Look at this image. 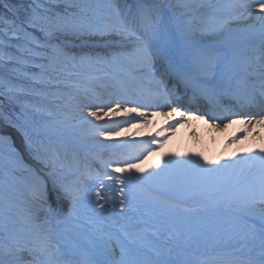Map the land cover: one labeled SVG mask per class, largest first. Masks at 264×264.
<instances>
[{"label": "snow or ice", "instance_id": "obj_1", "mask_svg": "<svg viewBox=\"0 0 264 264\" xmlns=\"http://www.w3.org/2000/svg\"><path fill=\"white\" fill-rule=\"evenodd\" d=\"M4 6L7 8V3ZM195 7L194 0H176L174 9L182 10L177 16L176 11H166L157 0H151L150 3L149 0H142L133 13L123 12L119 6V0H105L104 3H96L94 6L89 4L79 13L61 14L51 9L41 11L39 0H37L28 18L19 24L13 21L9 31L13 32L17 39L23 34L29 52L33 50L34 44L40 46L34 33L37 30L42 33L45 40L43 47L47 53L45 59L49 60L53 66L61 61L72 64L76 62V57L67 53L64 47L51 42L58 38L57 33L68 35L88 31L100 35L115 34L122 38L125 43L120 50L105 56L97 53L95 58L90 55H81L80 64L114 67L124 77L122 83L147 80L153 87L146 97L128 99L122 96L107 103L89 105L88 116L96 120L101 119L106 113L115 115L121 109L126 113L134 114L131 120L139 117L145 124L149 123L150 119L149 115L142 111L144 108L160 110L152 111L151 116L176 114L179 112V105L172 106L169 94L165 92L163 76L174 78L186 88L192 87L208 93L215 92L216 86L205 78L219 74L229 83L235 81L237 93L254 96L258 88L261 95H264V43L259 49H251L229 38L234 31L231 23L241 17H255L261 21L259 29L255 31L264 37V0H229L228 3L219 7L208 5L212 11L200 18V32L207 36L223 37L216 43H208L203 39L196 40L191 23L181 19L187 17ZM169 8L173 6L169 5ZM85 11L91 18L85 15ZM98 16L104 17L103 24L93 22ZM4 35L7 36V33ZM190 52L191 56H189ZM158 73L161 76L160 79H157ZM129 104L133 106L128 107ZM165 109L167 111H164ZM191 114V109L180 112V119L169 124L168 127L175 129L186 116ZM208 115L214 123L217 120L220 123H224L225 120L232 122L234 118L243 117L249 125L253 121L264 124V110L256 113L226 112ZM131 120L127 122L131 123ZM97 127L101 128L100 136H106L112 131L110 127L99 125ZM30 128L31 125L27 121L19 125L28 149L35 150ZM159 135L157 133V136ZM166 139L167 137H163L157 143V138L154 136L150 143L162 147ZM0 150L7 151L10 157L17 158L16 163H20L19 154L10 144L9 137L3 134H0ZM144 152L150 154L149 148L146 147ZM144 152L134 158L120 156L102 161V170L94 176L89 174L92 185L96 189L97 200H104V203L99 205L101 211L109 201L115 204L114 197L106 196L104 190L116 189L117 185L119 188L116 191L121 196L119 204L127 211L128 202L138 199L140 195L134 187V182L135 185H155L163 190L180 189L188 197L211 193V196L216 198L217 207L223 206L235 214L226 222V225L219 226H228L235 230L238 222H244V227L235 234L244 239H255V233L246 230L249 225L245 218L256 216V201H264V149L255 156H242L239 161L202 162V157L169 158L147 175H136L133 170L135 173H140V169L133 160L139 161ZM55 163L53 161V166ZM239 163L246 164L247 170L240 169L239 175L236 176ZM218 176L227 178L209 187V179ZM233 176H236L235 182H232ZM59 188L71 205L66 216H61L58 212L53 214L49 209L42 220L39 216L30 214L25 224L16 225L7 210V205H0V237L6 234V239L0 238V264H26L29 257H31V264H188L187 261L174 257L172 248L160 242L157 233H151L152 239H147V232L137 231L141 224L145 228L151 227L147 221L134 223L132 231L121 230L124 243L120 245L118 260H98L93 258L94 254L86 250L80 253V260H67L60 244L64 238L63 233L58 229L61 225L70 226L78 216L84 189L76 182L61 183ZM34 195L38 201L43 199L44 191L41 186L36 187ZM146 203H151L153 208L160 209L161 216L157 219H163L164 213L173 212L177 207V204L159 205L154 202V199ZM152 215L155 216V213ZM259 218L261 237L264 238V212L259 213ZM170 231L173 235L169 239H172L175 237V229ZM88 243L95 247L92 241ZM112 255H115V250L112 251ZM226 264H264V243L261 244L258 259H253L251 256L243 259L232 257L226 261Z\"/></svg>", "mask_w": 264, "mask_h": 264}, {"label": "bare ground", "instance_id": "obj_2", "mask_svg": "<svg viewBox=\"0 0 264 264\" xmlns=\"http://www.w3.org/2000/svg\"><path fill=\"white\" fill-rule=\"evenodd\" d=\"M128 1L129 3L135 4L134 7L130 8L129 4H125ZM199 1L200 0H194L196 5L194 10L187 17L181 19L191 23L193 36L196 40L203 39L208 43H216L218 40L223 39V37H204L200 32L201 25L197 22H200V18L204 14L212 11L208 5L211 4L219 7L228 3L229 0H211V2ZM141 2L142 0H121L119 1V5L123 12L131 11L134 13L137 10L138 4ZM150 2L151 0H149V3ZM157 2L162 4L166 11L172 12L169 5H175L176 0H157ZM175 11L176 15L179 16V12L182 10ZM253 11H255V9H253ZM192 20H195V22ZM177 22L180 23V21ZM261 23L262 22L255 17H241L231 23V28L234 31L229 38L234 39L242 46L247 45V47L253 49L251 42L254 39H257L256 41H261L262 38H264L258 31H255L259 29ZM124 43L121 37L111 34L105 38L99 37L98 39L96 38L88 42L85 40H81L78 43L69 41L67 45H76L82 49H97L100 50L101 56H105L108 55V52L111 53L121 49ZM191 55L192 53L190 52L189 56ZM216 75H218L216 79L220 78L219 74H215L205 79L212 81ZM160 78L161 76L158 73L157 79ZM162 78L164 80L165 92L169 94V97H179L182 102L195 103L196 98L194 99L193 94L189 93L192 92V87L186 88L183 84L169 76H163ZM94 80L98 89H95L94 93L89 92L87 94V96H89V98H87L88 102L85 100L80 103V109L84 112L89 109V105L102 104L100 100L104 99H107L109 102L122 96L128 99H136V97L139 98L142 96L146 97L149 90L153 87V85L145 80L143 82L128 81L130 82L129 84H131L130 87H128L130 89L125 88L124 84L127 85L128 82L122 83L124 77L119 78L121 82L118 80L112 81L102 76ZM218 88L219 85L216 84V89ZM225 97L233 98L228 96V94H226ZM256 98V100L259 101L263 100L259 97ZM98 99L99 101H97ZM232 100L234 101V98ZM252 101L255 102V98ZM223 102L225 101H222V103ZM230 102L231 101H229V103ZM128 106L131 107L133 105L129 104ZM246 107L251 113L255 112L252 104H248ZM132 115L134 114L126 113L121 109L115 115L106 113L101 119L96 120V118L90 117L88 113H86L85 119L87 121L93 122V120H95L94 124L91 125L95 127H97V125L110 127L112 131L106 136H100L99 131L101 128H99L100 130H96L95 128L89 129V134L100 136V139H83L78 143H67L71 150L70 152L76 153V156H71L70 152L66 153L72 168L76 170L73 172L76 173L71 172L72 174L64 180L58 177L52 166L40 162L36 155L32 153L26 151L21 152L22 158L19 159L20 163L15 162L16 158L8 156L0 157V161L7 166L11 168H25L24 166H26L29 170L37 171V177L39 176L44 180L29 176L30 186L28 185L29 188L27 189L29 192L28 194L23 193L22 196L7 197V193L1 194V192L4 191H0V205H7V210L15 224H25L30 214L39 216V219L42 220L49 209L52 210L53 214L58 212L61 216H66L71 205L60 191L59 184H71L76 182L81 186L88 183L86 187L88 186L87 188L92 189L93 194L89 193L90 190L87 191L88 189L85 188V191L82 192L83 198L78 208V216L70 226L65 227L61 225L58 229L63 233L64 238L60 241V244L67 260H80V253L85 250L94 254L93 258L98 260H118L120 245L124 243L121 230L132 231V225L143 221L141 219L147 221L151 227L145 228L141 224L137 231L147 232V239H152L151 233H157L160 242L164 243L166 247L172 248L173 256L182 261H187L188 264H226L227 260H225V258L230 259L232 257L243 259L251 256L253 259H258L261 253V244L264 243V238L261 237V222L259 218V213L264 212V201H256V216L245 218L247 225H249L246 230L254 232L255 239H244V237L235 234L236 231L244 227V222H238L235 230L228 226H219L221 224L226 225V222L232 219L235 214L228 211L223 206L217 207L216 198H213L211 193H205L203 196L188 197L184 195L180 189L163 190L155 185L153 187L157 188L150 186L147 188L146 185H135L134 182V187L137 188L139 193L146 192L156 195V203L159 205L162 204L160 199L166 201L165 205L177 204L173 212L163 214L166 220L162 219V221H160V219L147 214L137 215L138 208H143V205H140V197L128 202L129 209L127 211L122 209L119 204L121 196L120 193L116 191L119 185L116 186V189L104 190L106 196L112 195L114 197L115 204L109 201V203L105 205L103 211H101L99 205L103 204L104 200H97L95 196V187L89 185V183H92L89 174L91 173L94 176L97 172L101 171L103 165L102 161L104 159H114L115 154L125 155L126 153H134L136 150V155H132V157H136L140 155L139 152H144L143 149L146 147L149 148L150 152H153L154 149H152L150 142L154 136L157 138L158 142H160L163 137H167L162 147H157L156 152L158 155L161 154L162 156L158 157L155 154V160L153 161L148 158V152H144V155L139 161L133 160L140 169V173H135V170H133V173L136 175H147L151 172L154 162H156L155 168H157L169 158L181 159L187 157H202V162L239 161V158L242 156H255L261 149H264V124L252 123L247 126H238V124H234V126L230 127L223 125L221 127L220 125L218 126L217 123L214 125L213 123L205 124L203 121H190V119L188 120L187 118V120H182L175 129H172L169 128L168 125L180 119L175 115H157V117L153 118L149 116L150 122L147 124L139 117L135 120H131ZM81 116L82 114H80V117ZM129 120H131V123L127 122ZM217 121L219 122V120ZM32 122L33 126L38 129V132L41 130L53 131L55 127V125L48 121ZM108 124H111V126ZM16 129L18 130V128ZM161 129H163V131H161ZM245 129H247V131H245ZM0 130H2L1 125ZM17 132L23 135L21 131ZM157 133L160 135L157 136ZM110 136H114L115 138L111 139V141L109 140V143L104 142L108 141ZM94 144L98 146H105L108 144L106 148H116L113 151L99 152L92 147ZM18 145L21 147L19 143ZM132 150L134 151L132 152ZM87 154L92 156H86ZM91 157H94L96 160L93 161ZM240 169L246 171L247 165L239 163L237 165L236 176L239 175ZM236 176H233L232 182L236 181ZM226 178L227 177L219 176L210 178L209 187ZM38 185L41 186L44 191V197L40 201H38L34 195V191ZM58 189L59 193H57ZM15 194L17 193L15 192ZM58 194L59 197H57ZM149 197H151V195H149ZM149 205L151 206V204ZM148 209L157 210V208H153L152 206ZM173 228L175 229V237L169 239V237L173 235L170 229ZM110 239H112L113 243L110 242ZM89 241H92L95 247L90 245L88 243ZM113 250H115L114 256L112 255ZM27 261L31 262V257H29L26 262Z\"/></svg>", "mask_w": 264, "mask_h": 264}, {"label": "rangeland", "instance_id": "obj_3", "mask_svg": "<svg viewBox=\"0 0 264 264\" xmlns=\"http://www.w3.org/2000/svg\"><path fill=\"white\" fill-rule=\"evenodd\" d=\"M203 1L211 2V0H200L199 2ZM36 2L37 0H0V125L2 129L0 130V134L9 137V142L19 154V159L22 158L21 152L26 151L32 153L36 155L40 162L52 166L58 177L64 180L71 172L75 171L70 164L69 157L66 156V153L71 151L67 143L70 142L74 144L83 139H100V136L89 134V129H100L91 125L94 124L95 120H93L92 123H88L89 120L87 121L85 119V114L88 113L89 109L85 112L82 111L80 109V103L85 100L88 102L87 98H89V96H87V94L89 92L94 93V90L98 89L95 84V78L102 76L112 81H120V75L116 74L114 67L107 65L90 66L80 64L79 58L81 55H90L95 58L97 53L101 54L100 50L82 49L76 45H67L69 41L78 43L81 40H85L88 42L96 38L98 39L99 37L105 38L109 34H92L88 31H82L80 34L72 33L68 35L57 33L56 36L58 38L53 39L51 42L60 44L67 53L75 56V64L61 61L53 66L49 60L45 59L47 54L46 49L43 47L45 40L43 39V34L38 30L34 35L39 41L40 46L34 44L32 46L33 50L31 52L27 51V45L23 34L17 39L15 34L9 31V26L13 21L19 24L26 20L31 14L32 8L35 7ZM104 2L105 0H39L41 11L51 9L53 12H59L61 14L65 12L79 13L82 8L86 9L89 4L94 6L96 3ZM5 3L8 5L7 8L4 6ZM125 4H129L130 8L135 5L129 3V1ZM12 6L15 7L17 13L12 9ZM9 9H11V11H9ZM170 9L175 11L174 5L173 8ZM24 10L28 12L25 13ZM85 15L91 18L87 11H85ZM192 21L195 22V20ZM93 22L103 24L104 17L98 16ZM197 23L200 24L199 21ZM5 33H7V36L4 35ZM203 36L205 37L207 35ZM9 89H11V91H9ZM97 101H99V99ZM100 101L102 103L108 102L107 99ZM80 114H82L81 117ZM25 121L29 122L31 125L30 132L33 137L35 150H29L24 139V134L21 135L20 132L19 134L17 132L20 131L19 125ZM32 121H48L55 125V127L53 131L41 130L38 132V129L33 126ZM13 125L16 126L14 127ZM108 125L111 126V124ZM16 128H18V130ZM21 133L23 132L21 131ZM114 138V136H110L108 141L104 142L109 143V140L111 141V139ZM18 143L21 147H19ZM157 143L159 142L157 141ZM107 145L108 144L105 146H98L94 144L92 147L99 152L113 151L116 148H106ZM150 145L154 151L150 152V154L148 152V158L154 161L155 154L158 157L162 155H158L156 152L157 144L150 143ZM133 151L134 150H132V152ZM133 154L135 153H126L125 155L115 154L114 159L120 156L132 158ZM73 155L76 156V153L72 152L71 156ZM6 156L10 157L8 152L0 150V157ZM86 156L92 155L87 154ZM91 158L93 161L96 160L94 157ZM105 160L109 159H104L103 161ZM53 161L56 162L55 166H53ZM155 164L156 162L152 164V170L155 168ZM24 167L25 168H11L0 161V191H4L1 192V194L7 193V197H18L20 195L22 196L23 193L28 194L29 191H27V189L30 186L29 176L42 179L39 176L37 177V171L29 170L26 166ZM146 187L148 188L149 186L146 185ZM15 192L17 194H15ZM141 220L144 221V219ZM0 238L6 239V234ZM110 240V242L113 243L112 239ZM26 264H31V262L27 261Z\"/></svg>", "mask_w": 264, "mask_h": 264}, {"label": "trees", "instance_id": "obj_4", "mask_svg": "<svg viewBox=\"0 0 264 264\" xmlns=\"http://www.w3.org/2000/svg\"><path fill=\"white\" fill-rule=\"evenodd\" d=\"M12 9L15 10V7L12 6ZM25 11V10H24ZM24 11H21V12H24ZM15 12L17 13V11L15 10ZM28 11H25V13H27ZM18 15V14H17ZM11 16V15H10ZM19 16V15H18Z\"/></svg>", "mask_w": 264, "mask_h": 264}]
</instances>
